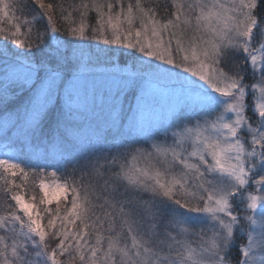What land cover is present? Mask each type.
I'll use <instances>...</instances> for the list:
<instances>
[{
    "label": "snow or ice",
    "instance_id": "obj_1",
    "mask_svg": "<svg viewBox=\"0 0 264 264\" xmlns=\"http://www.w3.org/2000/svg\"><path fill=\"white\" fill-rule=\"evenodd\" d=\"M0 141V264H264V0H0Z\"/></svg>",
    "mask_w": 264,
    "mask_h": 264
},
{
    "label": "trees",
    "instance_id": "obj_2",
    "mask_svg": "<svg viewBox=\"0 0 264 264\" xmlns=\"http://www.w3.org/2000/svg\"><path fill=\"white\" fill-rule=\"evenodd\" d=\"M83 43L92 45L91 48H86V51L93 57L94 63L92 66L98 67L97 70L93 71V75H124V77H126L128 73L121 70V66L130 67L131 72L135 70L133 67V57L129 55L132 50L123 49L117 45H103L102 42L96 41H86ZM101 49H104L105 51H101ZM108 49H112L113 51L107 52ZM136 55H139V53H136ZM79 133H85L84 138L87 139L91 136L92 130L88 127H84L79 130ZM0 143H2V141H0ZM38 151H40V149H37L35 146L32 148H26L24 153H22V156L26 157ZM42 155H46L50 158L52 153L49 151L48 153H42ZM33 159H35L34 156ZM17 182L19 183L20 181L18 180ZM29 183H31V181H29ZM20 191L26 195V198H28V196L33 192L38 194V188L33 189L25 187Z\"/></svg>",
    "mask_w": 264,
    "mask_h": 264
},
{
    "label": "rangeland",
    "instance_id": "obj_3",
    "mask_svg": "<svg viewBox=\"0 0 264 264\" xmlns=\"http://www.w3.org/2000/svg\"><path fill=\"white\" fill-rule=\"evenodd\" d=\"M92 68L93 71L98 69L97 66H92ZM120 69L126 73L131 72L130 67L121 66ZM124 78V75H93L89 78V85L95 87L98 93H102L107 92L110 88L114 90L117 86H120ZM249 82L251 83V81ZM153 93L157 98L156 107L161 111L178 107L186 99V93L181 90V85L173 80H163L156 83ZM79 134L85 136V133Z\"/></svg>",
    "mask_w": 264,
    "mask_h": 264
}]
</instances>
